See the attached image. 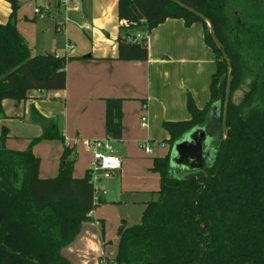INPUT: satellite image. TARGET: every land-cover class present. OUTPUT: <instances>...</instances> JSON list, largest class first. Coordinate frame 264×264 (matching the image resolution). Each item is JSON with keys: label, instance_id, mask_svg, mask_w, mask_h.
Listing matches in <instances>:
<instances>
[{"label": "trees", "instance_id": "16d2710c", "mask_svg": "<svg viewBox=\"0 0 264 264\" xmlns=\"http://www.w3.org/2000/svg\"><path fill=\"white\" fill-rule=\"evenodd\" d=\"M0 23V119L3 99L22 101L29 90L63 89L72 57L31 54L16 27L17 0ZM116 59L145 60L144 39L130 41L168 18L186 26L199 22L215 58L203 107L188 94L189 116L164 120L169 149L152 158L159 175L156 199L143 203L140 221L121 223L115 264H264V0H117ZM210 23V27L207 22ZM211 29V32H210ZM229 95L222 127L227 79ZM119 97L105 98V133L121 137ZM218 102L219 112L209 118ZM35 111V110H34ZM41 133L31 143H63L57 174L41 178L39 158L30 146L5 147L0 129V264H71L61 254L90 220L93 209L89 168L72 174L75 157L55 122L38 114ZM201 126L208 140L201 169L176 175L169 167L172 144ZM176 177H181L177 179Z\"/></svg>", "mask_w": 264, "mask_h": 264}, {"label": "crops", "instance_id": "0c3cea01", "mask_svg": "<svg viewBox=\"0 0 264 264\" xmlns=\"http://www.w3.org/2000/svg\"><path fill=\"white\" fill-rule=\"evenodd\" d=\"M44 1L20 0L19 2L31 8L35 5H43ZM103 1L110 6L114 2L116 9L117 0ZM76 3L79 9H67L65 12L67 18L79 22L90 19L91 24L99 25L100 19L97 15L95 17L89 15L88 0H76ZM6 9V15L0 18V23L8 19V3ZM52 11L55 24L56 17L62 12L60 8ZM21 14L26 20H34L33 11L28 14L23 11ZM107 14L103 13L102 16L108 17ZM18 18L20 19V15ZM22 23L16 18L18 31L21 30ZM91 24L89 29L80 28L83 30L92 28V37H95L98 31ZM104 24L107 31L100 40L102 44H97L95 41H92L90 46L80 44L76 47L75 44L73 52H63L72 57L65 65L66 82L63 89L29 90L25 100L17 102L10 99L11 102L4 99L2 101L3 107L6 104L9 109L5 112L3 108L5 117L0 119V129L5 127L9 135L10 127L8 126L11 122L9 118L12 117L19 118L25 125L31 124L35 130L39 128L41 133L42 125L37 113L42 114L56 123L65 141L80 138L85 140L108 138L110 144L113 141L117 142L115 147L111 145L114 153L120 160L122 159L118 170L120 173H125L122 169L128 167V161L133 160L128 157L133 153L127 151L124 142L127 139L149 141L163 138L166 132L162 126L164 120L184 119L189 116L185 107L188 94L197 105L208 99L209 80L215 70V58L211 48L203 39L201 23L194 22L186 26L180 18H168L146 33L147 57L145 60H119L116 59L118 30L111 29V22L101 25ZM139 32L145 34L144 29H140ZM46 52L57 54L55 51L47 50L41 53ZM45 93H48V98L45 97ZM109 97L122 99V128L119 139L109 138L105 133V98ZM143 117L144 120H142ZM43 141L60 143L62 153V142L58 140H42L41 142ZM71 148L77 150L75 145ZM81 150L83 151V149L77 150V153L82 152ZM73 156L75 159L72 174L74 177H82L88 167L83 162V157H80V153L78 156L75 154ZM152 158L150 165L148 164L149 167L144 165L146 168L151 169ZM53 163L55 167L51 165L49 171L46 170L47 174L52 175L50 170L56 168V155ZM41 171L46 173L39 165L38 172ZM74 242L75 244L72 241L61 249V252L64 249L69 251L74 248L76 251L81 250L83 254L101 255L99 253L101 236L92 238L79 233Z\"/></svg>", "mask_w": 264, "mask_h": 264}, {"label": "rangeland", "instance_id": "374dc122", "mask_svg": "<svg viewBox=\"0 0 264 264\" xmlns=\"http://www.w3.org/2000/svg\"><path fill=\"white\" fill-rule=\"evenodd\" d=\"M19 1L17 0L18 7L16 10V18L18 22H23L20 24L21 30L19 33L23 36L24 41L27 43L32 54L41 53L44 50L63 54L64 51L66 52V42L72 43L74 49L75 44L76 47H79L80 44L90 46L92 41H95L97 44H102L100 43V40L105 36V31H107V29H105V24L101 25L102 23L111 22V29L113 31L117 29L119 33L116 9L113 4L114 2H112V6H110L109 3L102 2V0H88L87 6L89 15H94V17L97 15L100 19L99 25H94L91 24L90 19H83L79 22L65 18L67 15L65 12L64 14H58L54 24V18H52L53 11H50L49 15L35 16L34 20H26L21 13L23 11H25L26 14L32 12L33 6L31 8L26 5L23 6ZM0 2L3 4V6L0 4V18H2L6 13L7 3L3 0H0ZM45 3L46 0L43 5ZM103 13H108V17L106 15L102 16ZM19 15L20 19L18 18ZM62 22L65 23L62 25ZM86 23H90L91 26L95 27L96 31H98L96 36L94 34L95 37H92V28L90 30H83L80 28ZM139 31L140 29L137 31L134 30L133 33ZM143 35L145 41L146 33ZM110 40L113 41L112 38H110ZM45 97L48 98V93H45ZM206 99L203 102H200L199 105L195 104L203 107ZM8 100L12 102V100ZM3 108L5 112L9 109L6 104H4ZM11 109H13V107H11ZM208 117L210 118V115ZM9 119H11V122L9 123L10 126H8L10 127L9 135L7 132L4 141L6 148L24 150L30 146L32 153L39 158V165L43 171H49L51 165L55 167L53 159L56 155V168L50 170V173H53L52 175L47 174V171L46 173H43L42 171L38 172V175L41 178L55 176L59 167L60 154H62L60 143L51 141L41 142L42 140L31 143L32 139L40 134V129L37 128V130H35L31 124H23L22 120L19 118L13 119L11 117ZM83 139L69 140L66 141V143L69 144L70 147L75 145L77 150L83 149V151L81 150L82 152L77 153V150L72 148V152L76 156L80 153V157H83V162L89 168L93 157L91 151L83 145ZM116 143L117 142L114 141L111 142L114 147L116 146ZM124 146L128 152L133 153L128 155V157L133 160L128 161V167L125 169L123 167L122 172L124 171L125 173H120L119 170H114L111 172L110 177L101 178L96 182V187L100 184L104 185V189H102L104 190V194L101 192L100 200L94 201L93 209L89 213L90 220L85 221L80 225L78 234L72 240L75 244L74 240L79 233L80 235H89L92 238H98L101 236L102 243L99 250L101 255L94 256L87 253L83 254L81 250L76 251L74 248H71L69 251H66L65 249L62 250L61 254L68 259L71 264H115L113 262V257L117 248V230L119 225L121 223H125L126 225L138 223L143 208L142 201L156 199L158 196L155 191L158 188L159 175L156 171H152L144 165L149 167L151 157L161 156L168 152L169 142L167 132H165L163 138H156L149 141L127 139L124 142ZM146 146L151 148V152L145 153L144 148ZM117 154L120 155L119 151H117ZM186 171L188 170L178 168L174 174L183 175Z\"/></svg>", "mask_w": 264, "mask_h": 264}, {"label": "built area", "instance_id": "2783aa9c", "mask_svg": "<svg viewBox=\"0 0 264 264\" xmlns=\"http://www.w3.org/2000/svg\"><path fill=\"white\" fill-rule=\"evenodd\" d=\"M55 8H60L61 12L64 14L67 9L71 8L73 10H78V4L76 0H46L44 5H35L32 9L33 16H44L49 15L50 11ZM52 9V10H51ZM65 18H67L65 16ZM64 22H62V25ZM83 29H89V25L85 24L81 26ZM144 39V35L140 32H136L130 35V41H136ZM66 52H73L74 46L72 43L66 42L65 44ZM65 55H67L65 53ZM145 118L143 117L142 120ZM65 145H68L65 141ZM83 145L89 149L92 153L93 160L89 166L91 183L93 187L92 200L93 204L95 200H100V193L104 194V185L100 184L96 187V182L101 178H108L111 175V172L118 170L121 167L120 158L113 153L112 145L109 143L108 138L104 139H89L83 140ZM70 147V146H69ZM145 152H151V148L146 146ZM102 190V191H101Z\"/></svg>", "mask_w": 264, "mask_h": 264}, {"label": "water", "instance_id": "95a60500", "mask_svg": "<svg viewBox=\"0 0 264 264\" xmlns=\"http://www.w3.org/2000/svg\"><path fill=\"white\" fill-rule=\"evenodd\" d=\"M210 27V23L206 21ZM211 32V29H210ZM212 33V32H211ZM230 77L227 79V88L225 95V105L223 110L222 127L225 131V116L227 110V101L229 95ZM219 104L215 102L211 105L209 115L210 118L217 115L219 112ZM208 140V135L204 127L196 126L176 140L169 150V167L171 169L184 168L187 170L201 169L203 167L202 151L203 146Z\"/></svg>", "mask_w": 264, "mask_h": 264}, {"label": "flooded vegetation", "instance_id": "af4514ba", "mask_svg": "<svg viewBox=\"0 0 264 264\" xmlns=\"http://www.w3.org/2000/svg\"><path fill=\"white\" fill-rule=\"evenodd\" d=\"M205 156H207V158H209V157H210L209 153H207V154H205V155H203V154H202V158H203V161H202V162H203V163H204V162H205V160H206Z\"/></svg>", "mask_w": 264, "mask_h": 264}, {"label": "clouds", "instance_id": "9594fccd", "mask_svg": "<svg viewBox=\"0 0 264 264\" xmlns=\"http://www.w3.org/2000/svg\"><path fill=\"white\" fill-rule=\"evenodd\" d=\"M177 179H180L181 177H176Z\"/></svg>", "mask_w": 264, "mask_h": 264}]
</instances>
